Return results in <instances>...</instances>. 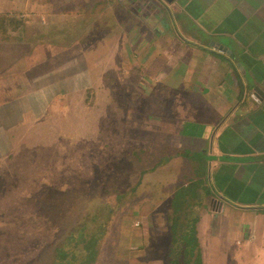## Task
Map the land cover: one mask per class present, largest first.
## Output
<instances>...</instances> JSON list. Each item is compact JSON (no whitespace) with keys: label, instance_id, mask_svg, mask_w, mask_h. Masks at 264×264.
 <instances>
[{"label":"crops","instance_id":"0c3cea01","mask_svg":"<svg viewBox=\"0 0 264 264\" xmlns=\"http://www.w3.org/2000/svg\"><path fill=\"white\" fill-rule=\"evenodd\" d=\"M91 63H106L101 78ZM1 76L0 162L32 147L51 103L59 117L90 109L84 139L101 129L104 163L117 137V172L132 169L136 259L166 264L182 190L196 264H264V0H0Z\"/></svg>","mask_w":264,"mask_h":264},{"label":"rangeland","instance_id":"374dc122","mask_svg":"<svg viewBox=\"0 0 264 264\" xmlns=\"http://www.w3.org/2000/svg\"><path fill=\"white\" fill-rule=\"evenodd\" d=\"M91 64L97 76L101 78L106 63ZM110 66L109 75L111 76L115 73L117 63H112ZM13 68L16 67L13 66ZM133 76L148 78L144 72H141V75L135 73ZM5 77H0L1 88L11 84L4 82ZM123 77L127 78L125 74H120L118 78ZM118 78L113 84H108L109 81L103 82L98 92L107 91L108 88L112 91L119 89ZM14 86L16 84L13 83ZM84 98L76 100V104L83 105ZM4 101L1 99L0 103ZM89 102H97V107L102 104L100 100H89ZM129 102L131 103V100ZM120 103L124 104L120 100L113 99L109 101V107L116 108V105ZM125 103L128 101L126 100ZM69 106L70 103L64 107L59 117L53 114L56 111L55 107L60 108L59 105L51 103L48 108L50 114H46L42 121L34 122L32 128L28 126L30 129L27 132L33 139L32 147L27 150L16 148V152L7 162H4L5 159L0 162V264H45L52 254V243L64 229L62 224L64 226L74 222V217L78 215L77 203L74 205L70 203L77 197L78 190L75 187H85L83 185H86L84 183L86 177H91L95 180V187L98 185L101 188L106 184V177H112L118 169H122V165L116 161L118 158L115 146L117 137L111 139L115 148L110 149L107 155L108 161L102 163L99 147H101L100 137L104 133L101 129H97L92 139H96L100 146L92 147V139L90 141L84 139L83 130L85 124L90 123L91 119L93 123L94 118L90 109L74 107L76 110H82L75 115L70 114ZM69 120L72 127H78L76 143L72 142L73 132L70 133L68 130L70 129ZM71 143L75 148H71L69 152ZM112 143H110L111 146H113ZM92 149H97L98 152L92 159V164H88L85 161L91 159L88 154ZM24 152L28 153L23 154ZM94 152L93 150L92 154ZM14 157H20V159H14ZM131 186L132 184L128 183L122 188V192H129L121 200H115L114 197L117 195L109 193L110 197L113 196L112 204L117 206L120 213L105 234L102 252L95 264H163L161 259L154 260L152 263V260L136 259L133 255V251L139 245L135 243V239L141 226L135 224L136 217L133 215L131 203L134 195L133 191H130ZM67 205L71 206L67 207ZM145 247H148V244H145ZM145 247L143 250L147 253Z\"/></svg>","mask_w":264,"mask_h":264},{"label":"trees","instance_id":"16d2710c","mask_svg":"<svg viewBox=\"0 0 264 264\" xmlns=\"http://www.w3.org/2000/svg\"><path fill=\"white\" fill-rule=\"evenodd\" d=\"M130 154L132 156V152ZM131 172L132 169L125 174L117 172L101 188L98 185L95 187V180L91 177L85 179L86 185H83L85 187H76L77 197L70 203L71 205L77 203L78 215L74 217V222L64 226L62 224L64 229L52 243V254L45 264H95L97 262L102 252L105 234L120 213L117 206L112 204L113 196L110 197L109 193L117 195L114 197L115 200L125 197L129 191L122 192L119 185L124 181L125 185L133 182ZM120 177L121 180H119ZM133 188L134 186H131L130 191H133ZM182 197H184L183 191L178 190L173 199V208L168 212L170 243L165 253L166 264L199 263L196 260L199 256L195 253L198 247L197 218L194 217V212L188 211L187 202H181Z\"/></svg>","mask_w":264,"mask_h":264},{"label":"built area","instance_id":"2783aa9c","mask_svg":"<svg viewBox=\"0 0 264 264\" xmlns=\"http://www.w3.org/2000/svg\"><path fill=\"white\" fill-rule=\"evenodd\" d=\"M136 225H140V222L139 221H136Z\"/></svg>","mask_w":264,"mask_h":264}]
</instances>
